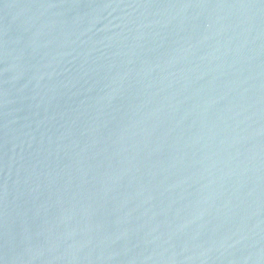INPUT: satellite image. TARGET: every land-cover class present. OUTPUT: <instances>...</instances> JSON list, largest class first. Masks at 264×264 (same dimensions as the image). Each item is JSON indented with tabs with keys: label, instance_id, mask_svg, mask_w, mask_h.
<instances>
[{
	"label": "water",
	"instance_id": "water-1",
	"mask_svg": "<svg viewBox=\"0 0 264 264\" xmlns=\"http://www.w3.org/2000/svg\"><path fill=\"white\" fill-rule=\"evenodd\" d=\"M0 264H264V0H0Z\"/></svg>",
	"mask_w": 264,
	"mask_h": 264
}]
</instances>
